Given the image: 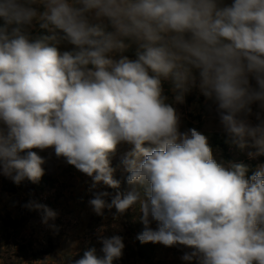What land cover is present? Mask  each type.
Here are the masks:
<instances>
[{
  "label": "clouds",
  "instance_id": "clouds-1",
  "mask_svg": "<svg viewBox=\"0 0 264 264\" xmlns=\"http://www.w3.org/2000/svg\"><path fill=\"white\" fill-rule=\"evenodd\" d=\"M165 82L179 105L198 89L226 143L264 157V0H0V175L38 183L46 160L33 149L51 148L91 178L96 215L136 214L141 244L179 248L184 264H264V163L249 174L217 159ZM122 144L124 190L111 159ZM23 207L59 233L56 211ZM98 240L101 254L53 259L122 258L123 236Z\"/></svg>",
  "mask_w": 264,
  "mask_h": 264
},
{
  "label": "rangeland",
  "instance_id": "rangeland-1",
  "mask_svg": "<svg viewBox=\"0 0 264 264\" xmlns=\"http://www.w3.org/2000/svg\"><path fill=\"white\" fill-rule=\"evenodd\" d=\"M61 50L65 47L62 46ZM125 54L134 58L133 50ZM163 87L168 102L183 114V126L196 127L209 135L217 159L243 162L249 166V174L258 164L264 163V157L249 159L246 152L226 143V135L214 111L209 110L211 102L206 104L198 89H193L186 102L179 105L174 102L171 85L165 82ZM253 111H259L256 105H253ZM251 119L255 122V117ZM33 150L46 160L43 165L45 177L38 183L25 180L17 186L0 175V264H56L53 257L58 252L67 250L71 256L79 258L89 247H95L101 254L100 235H121L124 238L123 256L114 264H184L180 259L181 249L141 244L136 239L143 225L131 210L116 220L113 219L114 208L105 209L104 216L96 215L88 203L93 198V193L88 190L91 178L67 164L64 158H57L51 148ZM129 150V145L122 144L111 158L112 166L117 168L115 178L121 180L120 190H124L126 184L119 165ZM94 191L115 194L117 190L101 184ZM29 199H35L58 213L55 221H50L59 227L58 234L40 222L38 212H30L23 207ZM152 227L155 228L154 223Z\"/></svg>",
  "mask_w": 264,
  "mask_h": 264
},
{
  "label": "trees",
  "instance_id": "trees-1",
  "mask_svg": "<svg viewBox=\"0 0 264 264\" xmlns=\"http://www.w3.org/2000/svg\"><path fill=\"white\" fill-rule=\"evenodd\" d=\"M45 177V175H43L41 178Z\"/></svg>",
  "mask_w": 264,
  "mask_h": 264
}]
</instances>
